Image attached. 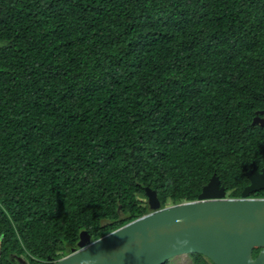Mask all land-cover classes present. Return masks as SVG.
<instances>
[{
  "label": "trees",
  "instance_id": "obj_1",
  "mask_svg": "<svg viewBox=\"0 0 264 264\" xmlns=\"http://www.w3.org/2000/svg\"><path fill=\"white\" fill-rule=\"evenodd\" d=\"M263 109L264 0H0L3 250L55 264L149 213L146 187L239 196Z\"/></svg>",
  "mask_w": 264,
  "mask_h": 264
},
{
  "label": "water",
  "instance_id": "obj_2",
  "mask_svg": "<svg viewBox=\"0 0 264 264\" xmlns=\"http://www.w3.org/2000/svg\"><path fill=\"white\" fill-rule=\"evenodd\" d=\"M256 123L264 126V109ZM246 175L251 184L239 198H228L214 175L198 199L165 207L146 187L149 213L96 240L82 231L77 249L55 264H165L194 254L214 264H264V197H251L264 190V168Z\"/></svg>",
  "mask_w": 264,
  "mask_h": 264
},
{
  "label": "flooded vegetation",
  "instance_id": "obj_3",
  "mask_svg": "<svg viewBox=\"0 0 264 264\" xmlns=\"http://www.w3.org/2000/svg\"><path fill=\"white\" fill-rule=\"evenodd\" d=\"M263 168H261V169L259 168V170L262 172ZM247 179H248V183L241 190L239 196H237V197L232 196L231 190H226V196L228 198H239V197H241L244 189L251 184L250 179L248 177H247ZM220 186H221V182H220ZM221 187H223V186H221ZM251 197H264V190L258 191L256 193L252 194ZM20 251L21 250L18 249V250H15V251L8 253V255H7L6 252L3 250L2 238H0V264H24L23 260H27V259H28V264H32V261H31V259H29L28 255H26L25 253H22Z\"/></svg>",
  "mask_w": 264,
  "mask_h": 264
},
{
  "label": "rangeland",
  "instance_id": "obj_4",
  "mask_svg": "<svg viewBox=\"0 0 264 264\" xmlns=\"http://www.w3.org/2000/svg\"><path fill=\"white\" fill-rule=\"evenodd\" d=\"M195 255V254H194ZM24 264H28V259L23 260ZM171 264H196L193 255H182L170 260Z\"/></svg>",
  "mask_w": 264,
  "mask_h": 264
}]
</instances>
